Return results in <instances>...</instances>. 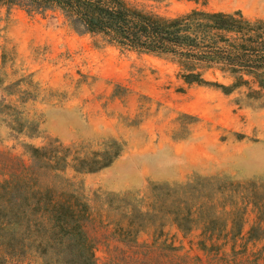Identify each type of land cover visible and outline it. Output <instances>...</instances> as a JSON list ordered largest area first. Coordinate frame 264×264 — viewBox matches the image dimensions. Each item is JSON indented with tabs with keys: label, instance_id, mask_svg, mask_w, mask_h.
Returning <instances> with one entry per match:
<instances>
[{
	"label": "rangeland",
	"instance_id": "obj_1",
	"mask_svg": "<svg viewBox=\"0 0 264 264\" xmlns=\"http://www.w3.org/2000/svg\"><path fill=\"white\" fill-rule=\"evenodd\" d=\"M132 1L165 18L202 9L264 20V0H210L206 7L190 0ZM179 72L170 57L79 36L58 15L0 7V178L13 158L29 163L26 146L57 139L89 155L113 138L127 149L112 167L80 176L67 172L92 206L95 195L144 197L151 184L184 183L197 175L264 182V98L188 86ZM207 78L229 84L219 73ZM254 219L250 212L245 231ZM88 231L98 264H264V241L236 256L228 244L217 256L201 250L199 231L185 237L167 226L162 235L141 234L131 246L114 240L98 220ZM4 260L19 264L11 256ZM20 264L43 261L28 257Z\"/></svg>",
	"mask_w": 264,
	"mask_h": 264
},
{
	"label": "trees",
	"instance_id": "obj_2",
	"mask_svg": "<svg viewBox=\"0 0 264 264\" xmlns=\"http://www.w3.org/2000/svg\"><path fill=\"white\" fill-rule=\"evenodd\" d=\"M190 1L206 7L210 0ZM0 7L28 16L58 15L79 36L99 38L125 51L170 57L188 86L216 88L225 95L244 91L249 100L264 98V20L249 19L241 11L195 9L165 18L132 0H0ZM217 73L229 84L207 78ZM126 149L125 142L113 138L89 155L57 139L40 148L26 146L29 163L13 158L0 178V264H6L3 256L19 264L28 257L43 264H98L88 231L96 220L112 229L114 240L130 246L149 230L162 235L167 226L185 237L199 231L201 250L217 256L228 244L236 256L264 241L260 180L197 175L184 183L151 184L144 197L95 195L97 205L92 206L67 172H102ZM250 212L255 219L245 231Z\"/></svg>",
	"mask_w": 264,
	"mask_h": 264
}]
</instances>
